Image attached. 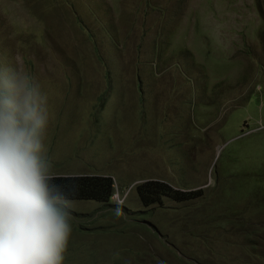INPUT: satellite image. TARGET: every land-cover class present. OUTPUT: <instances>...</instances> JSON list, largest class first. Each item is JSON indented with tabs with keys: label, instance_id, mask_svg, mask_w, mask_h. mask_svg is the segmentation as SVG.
Wrapping results in <instances>:
<instances>
[{
	"label": "rangeland",
	"instance_id": "obj_1",
	"mask_svg": "<svg viewBox=\"0 0 264 264\" xmlns=\"http://www.w3.org/2000/svg\"><path fill=\"white\" fill-rule=\"evenodd\" d=\"M0 62L48 97L53 175L114 182L63 264H264V0H0Z\"/></svg>",
	"mask_w": 264,
	"mask_h": 264
},
{
	"label": "clouds",
	"instance_id": "obj_2",
	"mask_svg": "<svg viewBox=\"0 0 264 264\" xmlns=\"http://www.w3.org/2000/svg\"><path fill=\"white\" fill-rule=\"evenodd\" d=\"M49 119L40 84L0 62V264H63L72 205L54 183Z\"/></svg>",
	"mask_w": 264,
	"mask_h": 264
},
{
	"label": "trees",
	"instance_id": "obj_3",
	"mask_svg": "<svg viewBox=\"0 0 264 264\" xmlns=\"http://www.w3.org/2000/svg\"><path fill=\"white\" fill-rule=\"evenodd\" d=\"M54 183L60 186L70 201L106 204L114 194V182L105 176H55ZM136 192L144 207L159 202L162 197L177 202L193 198V195L188 198L189 193L184 194V191L173 189L169 184L152 181L137 185Z\"/></svg>",
	"mask_w": 264,
	"mask_h": 264
}]
</instances>
